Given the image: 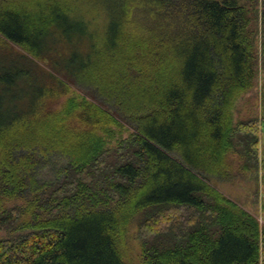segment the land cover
Returning <instances> with one entry per match:
<instances>
[{"label": "trees", "instance_id": "1", "mask_svg": "<svg viewBox=\"0 0 264 264\" xmlns=\"http://www.w3.org/2000/svg\"><path fill=\"white\" fill-rule=\"evenodd\" d=\"M249 1L0 0V264H128L135 216L143 264H264L210 183L264 170V120L233 119L264 73Z\"/></svg>", "mask_w": 264, "mask_h": 264}, {"label": "rangeland", "instance_id": "2", "mask_svg": "<svg viewBox=\"0 0 264 264\" xmlns=\"http://www.w3.org/2000/svg\"><path fill=\"white\" fill-rule=\"evenodd\" d=\"M243 2H249V0H242ZM260 4V3H259ZM260 7V6H259ZM259 25V24H258ZM257 27L256 25H254ZM261 42L260 34L257 35L256 46L259 49ZM17 47V46H16ZM19 48V46H18ZM258 64V71L256 78L253 81V86L239 96L235 103L233 119L242 120L252 117H256L264 120V73ZM79 90L73 88L70 90L69 95L77 96ZM68 95V96H69ZM131 130L129 128H121V132L117 133L116 137L113 138L109 143V148H116L119 144L120 138L127 137ZM259 155L260 159H264V125L262 124L259 134ZM235 156V154H233ZM257 179H253L249 174H241L234 179H213L210 181L220 192L226 197L234 200L237 204L244 207L253 213L261 226H264V170H260ZM49 175V174H48ZM26 198H18L8 200L5 202L7 206L24 205ZM138 217L135 216L131 219L129 226L126 230V260L128 264H143V258L141 254L140 240L138 238L137 229ZM19 231L2 229L0 230V239L5 237H12L18 234ZM264 259V254H262Z\"/></svg>", "mask_w": 264, "mask_h": 264}]
</instances>
